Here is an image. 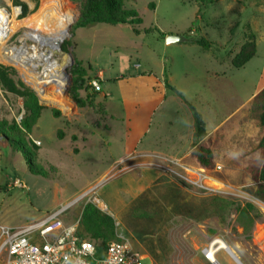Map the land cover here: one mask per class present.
<instances>
[{
  "label": "rangeland",
  "instance_id": "rangeland-1",
  "mask_svg": "<svg viewBox=\"0 0 264 264\" xmlns=\"http://www.w3.org/2000/svg\"><path fill=\"white\" fill-rule=\"evenodd\" d=\"M20 1L26 4L27 13L17 19L32 17L48 2L72 10L75 18L68 26L69 36L55 55L66 57L63 72L71 74V81L67 83L65 78L66 112L46 105L25 83L18 66L5 56L10 47L21 45L26 28L15 30L0 47V66L18 85L31 89L44 107L31 131L20 136L26 152L32 150L31 142L38 146L33 164L43 173L34 174L24 154L16 150V142L6 141L18 137L17 129L13 131L9 125L21 126L23 100L0 89V134L6 144H0V225L22 226L58 209H62L65 222H70L95 197L99 203H93L114 218L117 233L145 256V263L213 264L202 249L218 238L242 264H264V201L256 195L258 184L247 171L259 159L257 142L263 132L247 98L264 86V0H218L206 6L195 0H124L126 8L138 12L139 24L94 23L84 27H74L82 0ZM150 3L154 7H149ZM159 31L166 36L179 35L181 40L167 42ZM249 32L255 35V55L236 68L231 58ZM195 36L211 41L210 47L186 40ZM69 54L89 59L92 74L104 71L100 93L106 94L105 100L93 92L87 80L78 93L87 95L92 107L75 103L70 94L73 62ZM163 70L177 90H168V98L153 111L142 147L154 151L160 144L169 150V132L188 130L191 110L181 98L200 112L207 131L222 120L204 139L213 150L214 164L206 170L191 161L181 174L168 173L167 169L162 178L135 195L147 183L143 171L117 174L116 169L155 158L134 155L125 161L115 160L127 153L130 134L122 116L120 93L130 88V78L146 71L159 76ZM52 91L50 87L48 94ZM52 108L59 111L57 117ZM58 129L61 138L56 135ZM83 138L88 141L83 142ZM117 200L126 202L125 206L118 209ZM152 202L155 204L148 205ZM245 203L253 205V210H248L253 219L250 227L249 219L240 218L237 211ZM215 259L219 264H238L224 249Z\"/></svg>",
  "mask_w": 264,
  "mask_h": 264
},
{
  "label": "trees",
  "instance_id": "trees-1",
  "mask_svg": "<svg viewBox=\"0 0 264 264\" xmlns=\"http://www.w3.org/2000/svg\"><path fill=\"white\" fill-rule=\"evenodd\" d=\"M217 1L218 0H195V2L200 6H206ZM0 2L3 3L2 0H0ZM14 2L15 4L21 6V16H24L27 13L26 4L20 0H15ZM149 7H154V4L150 3ZM140 22L141 17L138 12L135 9L126 8L124 6V0H82L79 3V16L77 21L74 23V27H84L94 23H104L108 25H137ZM186 40L190 43H196L202 48H209L211 44V41L202 36H195L193 38H187ZM255 52V35L253 32H249L246 40L243 41L238 51L232 56L231 64L236 68L242 67L255 55ZM71 67L72 87L70 89V94L73 100L78 106H83L84 104L92 107V104L88 100L89 97L87 95L82 97V95H79L78 93L81 86L84 83L86 84L87 80H89L86 76L87 70L90 69V67L85 66L82 60L75 57H73ZM163 76L164 80H166L165 70L163 71ZM167 87L175 90L174 87L169 84ZM0 89L16 97H21L24 108V117L21 119V126L17 127L16 125H9L11 130L14 131V128L17 129V139L14 140L9 137L6 141L9 144L16 142V150L24 154L29 171L34 174H41L43 172L36 169L33 164V158L36 155L38 146L34 142H31L32 150L26 152L20 136L31 131L33 122L38 119L40 112L44 109V107L38 104L37 96L31 89L23 85H18L13 78L6 73L2 66H0ZM178 94L181 96L180 93ZM184 101L191 110L193 117V148L189 153V157L197 167L210 170L214 164V153L212 148L204 144V141H202V139L207 135L205 122L200 112H198L189 102L186 100ZM249 109L251 112L256 114L258 123L262 127L263 132L257 142V149L260 153L259 159L256 164H250L247 167V171L251 180L258 184L256 188V195L264 201V87H262L250 99ZM51 113L53 116L57 117L59 111L52 108ZM56 135L58 138H61L62 132L58 129ZM154 204L155 202L148 203V205ZM248 210H253V205L251 203H245L244 206L237 209V211H239L240 218L249 219L248 224L250 227L253 223V219L248 214ZM243 226L245 228V224H243ZM77 234L81 238L91 239L94 242V245L100 250H103L109 242L119 240L116 235V224L114 218L110 214L103 212L99 207L90 201L86 202L81 208Z\"/></svg>",
  "mask_w": 264,
  "mask_h": 264
},
{
  "label": "built area",
  "instance_id": "built-area-1",
  "mask_svg": "<svg viewBox=\"0 0 264 264\" xmlns=\"http://www.w3.org/2000/svg\"><path fill=\"white\" fill-rule=\"evenodd\" d=\"M2 1L0 12L6 13L8 19L13 9L17 10L15 18L21 14V6L12 5L13 0ZM7 31V26L0 30L4 34ZM88 84L94 92L101 91L98 78L89 79ZM162 171L166 172L167 168L164 166ZM198 186L204 187L202 184ZM92 199L99 203L97 198ZM79 215L73 221L65 222L62 209H58L22 226L0 225V264H154L152 261L143 262L145 256L133 249L129 240L117 231L119 240L109 242L103 250L98 249L91 239L81 238L77 234ZM261 248L264 251V241ZM220 249L225 250V247H220L217 239H213L204 246L202 253L211 263L219 264L215 254ZM225 251L229 253L228 249ZM210 252L214 260L209 257Z\"/></svg>",
  "mask_w": 264,
  "mask_h": 264
},
{
  "label": "crops",
  "instance_id": "crops-1",
  "mask_svg": "<svg viewBox=\"0 0 264 264\" xmlns=\"http://www.w3.org/2000/svg\"><path fill=\"white\" fill-rule=\"evenodd\" d=\"M161 34L163 38L166 36L165 33H161ZM75 58L82 60L85 66L90 67V69L87 70L86 78H90V77L98 78L101 84V88H102L103 81L105 79L104 71L100 69L96 73L92 74V66L90 62L88 61L89 59H86V57H83V56H78ZM130 80L131 82H133L132 85H130V88L127 90H123L120 93V102H121L122 111H123L122 116L124 118L125 127L130 133L127 139L128 141L126 143V147H125V150L127 153L124 155L118 156L115 160L125 161L126 160L125 158L129 159L131 158V156H134V155L140 158L152 157V158H155V160L145 159V160L136 161L135 163H129L123 166L122 168H117L115 173L118 174L121 172L130 171L133 169H141L144 173L143 175L144 178L147 179V183L140 188L139 192L135 194L137 195L144 188L148 187L153 181H156L157 179L162 178L163 176L162 167L163 166L169 169V171H167L168 173L170 172L172 174L174 173L181 174L183 173L184 169L189 167L188 162L190 163L192 161V159L189 157V153L193 148V138H192L193 119H192V114L190 113L191 114V119L189 121L190 125H189L188 130L187 129L185 130V133L180 131L181 129L180 130L176 129L174 131L169 132L171 135V139H172V142H170L171 146L169 150H167L168 149L167 147H164L163 145H160V144H158V150L149 151L145 149L144 147H142L144 146L143 141L146 135L149 134L150 132V119H151V115L153 111L156 108H158L160 105H162L165 102L166 98H168V94H169L168 90H170L171 92L175 90L165 85V82L167 80V83L170 86L174 87L169 82L167 76H166V80H164L163 73L162 75L157 76L153 74L151 71L149 72L146 71V72H142L141 74H138L136 78L135 77L130 78ZM174 89L176 88L174 87ZM101 91L96 92V94L102 96L105 100L106 94H103V93L101 94L100 93ZM258 91L259 90L254 91L247 98V100H250ZM180 100L187 107L184 101L185 99L183 100L180 98ZM104 103H105L104 105H106L105 101ZM221 121L222 120L215 123L211 131L206 130L207 135L202 139V141H204V139L219 126ZM158 139H161L159 135H158ZM81 140L85 143L88 141L85 138ZM82 145L85 146V144H82ZM140 145H141V148L138 149L137 147ZM127 155L130 157H128ZM90 187L91 186L87 188H90ZM87 188H85L84 190H86ZM125 204L126 202L117 200L118 209H120V207L123 208Z\"/></svg>",
  "mask_w": 264,
  "mask_h": 264
},
{
  "label": "bare ground",
  "instance_id": "bare-ground-1",
  "mask_svg": "<svg viewBox=\"0 0 264 264\" xmlns=\"http://www.w3.org/2000/svg\"><path fill=\"white\" fill-rule=\"evenodd\" d=\"M16 13L17 10L13 9L8 19L6 13L0 12V30L6 26L8 29L5 34L0 32V47L2 48L3 42L11 33L25 27L21 45L10 47L5 51V56L18 66L25 83L36 91L44 104L59 107L66 112L68 105L63 96L66 86L63 70L67 60L64 56L55 58V55L59 54L61 43L69 36L68 26L73 22L75 15L70 8L58 2L42 4L33 16L26 20L15 18ZM25 38L32 42L25 43ZM50 87L54 90L52 94H48ZM217 241L220 247L228 249L233 258L239 261L224 241L218 238ZM209 257L214 260L213 253L210 252Z\"/></svg>",
  "mask_w": 264,
  "mask_h": 264
},
{
  "label": "water",
  "instance_id": "water-1",
  "mask_svg": "<svg viewBox=\"0 0 264 264\" xmlns=\"http://www.w3.org/2000/svg\"><path fill=\"white\" fill-rule=\"evenodd\" d=\"M178 40H181V37L179 35H167L166 36V41L167 42L178 41ZM69 59H70V63H72L73 62V58H72V56L70 54H69ZM64 76L67 78V83H69L71 81V74L68 73V72H64ZM65 89L67 90V86H65ZM4 138H5L4 135L0 134V144L1 145H6V144H4ZM229 253H231V252H229ZM238 263L242 264L240 261H238Z\"/></svg>",
  "mask_w": 264,
  "mask_h": 264
}]
</instances>
